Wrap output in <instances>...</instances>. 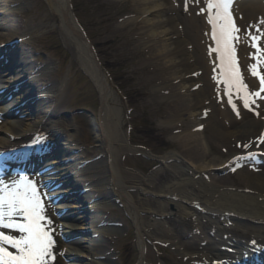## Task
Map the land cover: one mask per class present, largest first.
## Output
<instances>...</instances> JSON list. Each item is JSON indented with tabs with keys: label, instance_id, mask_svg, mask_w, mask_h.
Returning a JSON list of instances; mask_svg holds the SVG:
<instances>
[{
	"label": "bare ground",
	"instance_id": "1",
	"mask_svg": "<svg viewBox=\"0 0 264 264\" xmlns=\"http://www.w3.org/2000/svg\"><path fill=\"white\" fill-rule=\"evenodd\" d=\"M47 1L60 21L64 41L76 49L83 68L98 86L101 97L98 126L104 141L93 148L85 147L77 138L79 125L64 122L57 109L67 103V85L64 80L58 81L50 62H36L42 56L34 40L39 27L22 24L25 0H3L0 23H5L8 29L0 34V90L4 89L0 99H7L2 109L7 112L20 105L22 112L31 111L26 118L5 120V125L1 127L4 133L0 135V149L27 141L36 131L46 130L44 136L47 131L51 133V140L47 143L41 141L40 146L51 151L53 156L44 166L54 164L51 172L57 169V173H50L48 177L63 181V185L53 191V194H64L63 201L57 207L68 208L65 217H73L70 216V207L82 209V202L88 207L81 214L83 224L66 221V231L88 227L89 223L98 220L95 232H99V236H89L84 245L94 254L91 253L92 257L81 254L94 261L95 256L101 253L94 252V245L99 241L107 244L106 238L118 235V227H110L106 223L98 225L103 221L102 216L115 205L112 194L117 189L130 204L137 225L141 244L138 264H142L145 258L143 241L151 230L172 236L169 243L197 264H228L232 259L244 260L243 264H264V154H259L264 152V144L257 143L264 134V100L257 98L252 106L254 110L249 111L243 108L242 101L234 97L239 109L238 117L224 96L223 85H217L213 79L216 57L215 54L209 55V47L214 46L211 29L206 22V13L199 14L201 8H206L205 0H195L187 6V10L182 8L179 0H117L129 6L120 22L121 27L129 32V49L138 54L135 66L139 71V80L144 84L139 94L155 106H164L161 113L163 127L179 141L185 155L193 159L209 158L205 164L176 166L174 172L177 177L165 184L155 181L151 184L149 179L141 177L133 185L135 188L144 194L153 193L163 198L162 201L151 202L149 198H143V205L130 195V186L126 183L128 173L118 160L119 153H123L121 151L133 146L123 143L126 135L123 106L116 96L110 74L79 27L70 8V0ZM177 8L185 11L183 17L168 15ZM232 12L241 30V42L245 45V48L241 42L237 45L239 66L249 90L256 91L259 89L258 78L248 71V66L255 61L250 59L249 54L253 52L250 51L252 48H248L249 42L245 37L247 32L258 35L257 26L264 31V25L260 24L264 20V0H234ZM199 16L203 17L204 23L199 22ZM185 25L197 30L193 39L203 37L205 56L197 58V62L193 60L190 49L192 42L185 34ZM145 37L148 40L142 43ZM261 43L264 44V40ZM36 52L39 53L37 57ZM260 71L264 73V67ZM17 82L20 84L17 85ZM14 86L19 88L12 92ZM257 112L259 115H256ZM222 142L225 146L220 145ZM245 144L249 147L244 148ZM100 151L105 157L102 155L96 159L94 156ZM91 152L96 154L92 156ZM216 152L223 159H220V163H216L219 159L212 154ZM249 153H255L254 157L239 160L240 166L236 167L234 158L246 157ZM68 167L73 170L70 176ZM234 167L235 171L232 170ZM216 168L230 173L233 180L215 174L208 176ZM100 170L107 175H102ZM18 180L20 177L12 174L0 181L12 185ZM84 181H89L87 190L74 193L73 189L79 192L83 188ZM238 183L245 187L242 190L237 188ZM68 199L78 201L70 202ZM148 201L150 205L155 204L157 209L150 211L157 212L160 218L146 223L140 211ZM168 206H173L175 210ZM175 217L192 226L195 232L187 238L182 234L181 237L180 234L173 236L172 222ZM16 219L22 218L17 216ZM0 231L21 235L12 229L0 228ZM70 249V252L75 249L80 253L77 247L71 246ZM94 262L115 263L101 259Z\"/></svg>",
	"mask_w": 264,
	"mask_h": 264
},
{
	"label": "rangeland",
	"instance_id": "2",
	"mask_svg": "<svg viewBox=\"0 0 264 264\" xmlns=\"http://www.w3.org/2000/svg\"><path fill=\"white\" fill-rule=\"evenodd\" d=\"M2 1L0 0V15H2L3 11ZM179 1L184 9L185 4L189 6L195 0ZM25 3L22 24L28 23L29 26L39 27L34 40H36L42 56L38 57L39 61L36 62H50L55 69V76L58 81L61 80L62 82L64 80V83L67 85V103L60 105L57 111H59L60 115L62 114L65 123L79 125L80 132H77V138L82 141V145L89 148L98 146L99 143L104 141V138L98 126L101 97L96 82L83 68L81 60L75 51L76 49L68 46L64 41L59 28L60 21L53 14L48 1L25 0ZM10 5L12 6V4ZM70 5L79 27L93 44L102 64L110 74L111 80L116 87V96L123 106L125 120L124 134H126L123 138V143L125 145L130 143L134 148L127 146L126 149L121 151L123 153H119L118 160L122 169L128 173L127 176L129 177L126 178V183L130 186L129 193L139 204L144 202L143 198H149L150 202L151 200L162 201L163 198L158 195L153 193L144 194L133 185L141 177L149 179L151 184L153 181L165 184L167 181L177 177V174L174 172L176 166L187 167V165L205 164L209 158L193 159L185 155L182 152L179 141L169 135L167 129L163 127L161 113L164 110V106L162 104L155 106L145 101V98L139 94L142 92L144 84L139 80V71L135 66L138 54L129 49L131 43L129 32L127 29L121 27L120 22L121 17L124 15L123 12L129 9L128 4L118 2L117 0H70ZM168 15L183 17L185 11L183 12L180 8H177L174 11H170ZM198 20L202 23L203 17L199 16ZM182 25H184L183 22ZM6 29L8 28H6L5 23H0V34L2 31L5 32ZM184 30L192 42L190 49L194 55L193 60L197 62V58L202 59L205 56L203 37L198 36L197 40L193 39L194 35H197V30L191 25H185ZM9 35L13 36V34ZM147 40V37L143 38L142 43L147 42ZM261 47H264L263 43H261ZM248 48H251L250 44ZM250 51L254 53L255 50L251 49ZM38 55L39 53L36 52L35 56L37 57ZM1 111L2 109L0 108V135L4 133L1 127L5 125V120L9 119L7 117L20 116L26 118L31 110H28L27 113L21 110L17 114H10L6 117H2L3 112ZM54 113L56 114V112ZM220 145L225 146V143L222 142ZM95 154V152L90 153L92 156ZM212 154L219 159L216 163H220V159L223 160L222 157L220 158L219 153ZM102 155L103 152L100 151L94 157H102ZM103 157L105 156L103 155ZM101 167L104 166L102 165ZM100 171L102 175H107L104 170ZM211 172L208 176L215 174L216 176H226L230 180H233L230 177L231 174L225 170L221 171L216 168L211 170ZM30 176L27 178L36 181L46 206V215L52 221L51 231L55 241L53 249L55 259L51 261V264H74L76 262L78 264H88L89 261L92 264H97L94 262L97 259L115 262L113 264L139 263L141 244L138 238L137 225L131 212L130 204L120 191L114 189L115 192H113L112 198L115 205L102 216L101 220L103 221L98 223V225L106 223L110 227H118L119 233L116 237L106 238L107 244L103 245L104 241H101V243L99 241L94 245V252L100 251L101 253L96 255L95 260L92 261L89 259V256L82 255L81 253L90 254V257H92L91 253L94 254L84 245H86L85 243L89 239V236H92V238L99 236V232H95V225L98 220L89 223L88 227L85 225V228L80 227L72 231H66V227L63 225L66 221H73L79 225L83 224L81 214L88 208L85 202H82V210L70 208L72 210L70 216L73 217H65L64 213L60 212L56 206L57 203H53L46 190L41 187L40 177L37 175ZM85 183L87 184L88 182ZM236 187H240L239 189L242 190L245 186L238 183ZM76 200L70 199V202ZM149 201L141 207L140 211V216L144 218L146 223L160 218L157 212L150 211L151 209H157L155 204L151 203L152 205H150ZM168 207L171 210H175L173 206ZM91 212L93 213L94 211L91 209ZM59 215L60 218L58 217ZM174 220L172 222L173 236L180 234L179 236L181 237L182 234L183 237L186 236L187 238L188 235L195 232L192 226L180 221L179 217H175ZM62 237L67 238L63 240ZM171 237L165 236L158 230H151L147 233L143 241L145 258L142 260V264H197L181 254V251L175 245L169 243L168 240ZM101 239L104 240L103 238ZM71 246L77 247L80 253L75 249H73V252H70Z\"/></svg>",
	"mask_w": 264,
	"mask_h": 264
},
{
	"label": "snow or ice",
	"instance_id": "3",
	"mask_svg": "<svg viewBox=\"0 0 264 264\" xmlns=\"http://www.w3.org/2000/svg\"><path fill=\"white\" fill-rule=\"evenodd\" d=\"M233 3L234 0H205L206 8H201L199 14L206 13V22L211 29L214 46L209 47V55L215 54L216 57L213 79L217 85H223L224 96L239 117L235 99L242 101L243 108L249 111L254 110L252 106L256 104L257 98L264 100V73L260 71L264 67V47H261L264 31L257 26L258 35L247 32L245 37L246 42L255 50L249 54L255 62L248 66V71L259 81V89L250 91L237 56V45L242 37L232 12ZM260 24L264 25V20ZM257 143L264 144V134L258 138ZM243 147L248 148L249 145ZM254 155L249 153L246 157L234 158L237 161L236 167L240 166L239 160L251 159ZM45 207L36 181L27 177L14 181L12 185L0 181V228L12 229L21 234L15 236L0 231V264H51L55 259L52 221L46 215ZM17 216L22 219L17 220Z\"/></svg>",
	"mask_w": 264,
	"mask_h": 264
}]
</instances>
